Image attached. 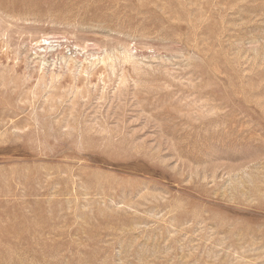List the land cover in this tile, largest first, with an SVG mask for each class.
I'll return each mask as SVG.
<instances>
[{
    "label": "rangeland",
    "instance_id": "1",
    "mask_svg": "<svg viewBox=\"0 0 264 264\" xmlns=\"http://www.w3.org/2000/svg\"><path fill=\"white\" fill-rule=\"evenodd\" d=\"M0 264H264V0H0Z\"/></svg>",
    "mask_w": 264,
    "mask_h": 264
}]
</instances>
